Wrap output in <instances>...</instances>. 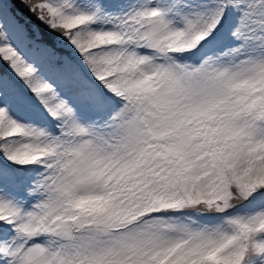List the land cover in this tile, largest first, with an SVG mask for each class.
<instances>
[{"label": "snow or ice", "instance_id": "6c2138e0", "mask_svg": "<svg viewBox=\"0 0 264 264\" xmlns=\"http://www.w3.org/2000/svg\"><path fill=\"white\" fill-rule=\"evenodd\" d=\"M0 264H264V0H0Z\"/></svg>", "mask_w": 264, "mask_h": 264}]
</instances>
